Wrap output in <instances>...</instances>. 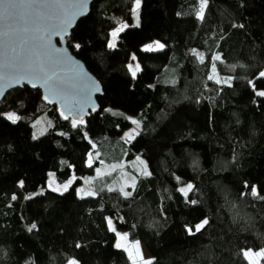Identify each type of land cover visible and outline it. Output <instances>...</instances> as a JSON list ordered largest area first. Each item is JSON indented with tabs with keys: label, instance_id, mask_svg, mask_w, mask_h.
I'll return each mask as SVG.
<instances>
[{
	"label": "trees",
	"instance_id": "trees-1",
	"mask_svg": "<svg viewBox=\"0 0 264 264\" xmlns=\"http://www.w3.org/2000/svg\"><path fill=\"white\" fill-rule=\"evenodd\" d=\"M199 4L142 0L137 28L134 0H94L68 46L103 95L99 111L76 127L38 90L6 96L0 113L20 119L0 116V264H131L115 247L108 218L144 244L151 264H250L243 250L264 248V199L250 194L255 186L264 197V97L249 83L264 90V0H208L202 21ZM123 22L130 27L109 48L110 32ZM153 41L164 48L141 50ZM132 54L141 68L135 78ZM213 63L220 84L208 79ZM164 77L175 82L164 84ZM126 114L141 131L121 144L128 158L146 160L150 176L128 197L98 185L97 194L81 198L80 179L94 177L100 165L88 166L94 144L119 139L132 126ZM39 118L51 123L43 135L33 127ZM50 173L59 183L77 180L63 194H34ZM186 183L193 184L187 197L179 191ZM204 219V229L189 235L186 227Z\"/></svg>",
	"mask_w": 264,
	"mask_h": 264
},
{
	"label": "water",
	"instance_id": "water-1",
	"mask_svg": "<svg viewBox=\"0 0 264 264\" xmlns=\"http://www.w3.org/2000/svg\"><path fill=\"white\" fill-rule=\"evenodd\" d=\"M20 2L57 5L78 3L80 0H20ZM93 2L94 0H86L87 8L84 14L75 16L67 28L66 35L63 33L53 35L50 46L47 43V32L44 30L51 24L65 21L71 10L56 7H45L38 11L31 8L21 9L17 19L11 24H6L3 19V5L0 4V104L11 91L28 87L40 91L46 105L56 106L61 114L73 120L85 118L90 113L95 114L99 111L98 98L103 95L102 86L68 46V38L71 37L78 22L88 17ZM56 49L62 55L63 63L53 58L52 53ZM14 60L22 61L25 65L40 63L44 66L47 75L61 80L65 88L62 95L69 96L81 106L80 116H77L75 110L69 111L64 107L61 96L49 95L42 80H35L36 87H33V81L29 78L21 79L16 83L11 76L12 69L9 67ZM97 87L99 90H96ZM46 95L49 96V100L45 99Z\"/></svg>",
	"mask_w": 264,
	"mask_h": 264
},
{
	"label": "snow or ice",
	"instance_id": "snow-or-ice-1",
	"mask_svg": "<svg viewBox=\"0 0 264 264\" xmlns=\"http://www.w3.org/2000/svg\"><path fill=\"white\" fill-rule=\"evenodd\" d=\"M141 3L142 0H134V7L131 9L132 14L135 18V23L133 25H131L132 27H140V8H141ZM0 4L3 5V19L5 20L6 24H11L13 21H15L18 17V13L20 12L21 9H27V8H31L34 10H39L41 8H45V7H56V8H62V9H67V10H71L70 15L67 17V19L59 24H51L49 25L44 31L47 32V43L50 46L51 45V37L53 35H60L61 33H63L64 35L67 34V28L68 26H70L72 20L75 18L76 15H83L84 12L86 11L87 8V4H86V0H80V2L78 3H72V4H57V5H42L36 2H29V3H21L20 0H0ZM208 4V0H200V4H199V10L197 12V18L199 20H203L204 19V13H205V9L207 7ZM130 27L129 24L124 23V24H120L118 27H116L111 33V40L108 43V47L109 48H115L116 47V43H117V39L120 35L121 32H123L126 28ZM240 27H243V25H240ZM63 38V37H61ZM74 47L78 50L80 48L79 44H75ZM164 48V45L161 44L159 41L154 42V44H148L143 48V51L145 52H153V51H159L162 50ZM192 54L194 56H197V58L200 60L201 63L204 62V57L202 53H198L196 50L192 51ZM53 58L57 61V62H64V59L62 57V55L60 54L59 50L56 49L53 51L52 53ZM133 60L136 59L135 56L132 57ZM214 60L216 61H220L221 57L219 55H216L214 58ZM9 67L12 69L11 72V76L13 79H15L16 83H19L21 79L24 78H29L33 81V87H36V83L35 80L39 79L43 81V86L48 90L49 95H51L52 97H56V96H61V100L64 104V107L67 108L69 111H76L77 112V116H80V108L81 106L78 105L76 102L72 101L70 99L69 96L66 95H62L65 92V88H64V84L61 80H59L58 78H53V76L47 75L44 71V66L40 63H36L34 65H25L23 64L22 61H13ZM128 69L131 72L133 78H135L136 73L140 70V65L136 64L135 68H133V66L131 64L128 65ZM212 75L208 76L209 80H215V82L217 84L221 83V80L218 78L217 74H216V64L213 63L212 64ZM259 76L261 78H264V72H261L259 74ZM224 83H228L230 86V82L229 81H224ZM250 85H252L253 90L255 92V95L258 97H264V90H258L256 89L255 84L252 81H249ZM96 90H99L98 87L96 88ZM46 100H49V96H45ZM51 102V101H49ZM62 115H64L62 113ZM0 116H3L5 119L11 121L13 124H15L20 117L17 116L15 113H7V114H3L0 113ZM64 119H68L67 115H64ZM133 124L137 125V128L139 127V122L136 120H132L131 121ZM37 123H39V121H37ZM78 123H83L82 117L79 119H74L72 121L73 127H76ZM50 126V124H49ZM33 127H35V125H33ZM44 131H46V129L41 130L39 132V135H43ZM135 131V130H134ZM135 134H139V133H135ZM126 136H128L129 139H133L134 135L133 132H129L126 133ZM38 136L36 133L33 134V139H37ZM90 158L88 161V166L91 167L92 166V160H91V154H89ZM139 159V157L137 158ZM141 163H143V161H141ZM113 169H115L117 166L113 165L112 166ZM122 167V165H121ZM97 174L99 175V169H97ZM50 176L54 175V174H49ZM144 175H150V173L147 172L146 170V166H145V171H144ZM76 179L75 176H73L71 179H69L67 181V183L62 185V189L63 192L68 191L70 185L74 182V180ZM86 184H90L92 183L91 180H86L85 181ZM20 186L23 187V181L20 182ZM51 187V184L49 185ZM135 186V181L133 180V184L132 187ZM245 187H248L247 184H245ZM193 189V185L192 184H188L186 187L180 188L179 191L185 196H188V193ZM60 189L58 187H53L52 191H59ZM108 191H115L114 188H109ZM119 191L125 196L128 197L131 195V193L129 192H125L123 188H120ZM63 192H61V194H63ZM83 192L85 196H93L95 195V193L91 190L84 192L83 188H79L77 189V193H81ZM253 197H259L260 199H264V197L259 196V193L256 189L255 186H252L251 188V193H250ZM27 198H31V197H27ZM83 198V197H81ZM13 200L16 199L15 196L12 197ZM192 204H196L197 202L195 200L190 201ZM107 223H108V227L110 231L115 232L116 229L113 225V221L112 219L108 218L107 219ZM208 224V220L204 219L202 220L200 223H197L194 225L193 227H186V231L189 233V235H195L196 233L200 232L202 229H204V227ZM34 228H36L35 224H32L31 227H29L28 231H32ZM119 240L123 241L127 239L126 235H121L120 233H116ZM77 247H79V245H77ZM116 248H121L122 244L117 242L115 245ZM125 251H128V249H124ZM243 256L248 259L250 261V264H257V262L255 260L252 259V257H259V258H264V250L258 251V252H253L252 250H243ZM130 258H131V254H130ZM69 264H78L77 261L75 260H70ZM133 264H136L135 259H133ZM145 264H151V261H147L145 262Z\"/></svg>",
	"mask_w": 264,
	"mask_h": 264
},
{
	"label": "rangeland",
	"instance_id": "rangeland-1",
	"mask_svg": "<svg viewBox=\"0 0 264 264\" xmlns=\"http://www.w3.org/2000/svg\"><path fill=\"white\" fill-rule=\"evenodd\" d=\"M124 23H126V22H123L122 24H124ZM134 23H135V19H134ZM110 40H111V36L109 37V41ZM109 41H108V43H109ZM117 41H118V39H117ZM154 42H156V41L145 44L144 46H142L141 50L143 51V48L146 45L154 44ZM160 43L163 44L162 42H160ZM116 46H117V43H116ZM133 56H135V54H132L131 59L129 61V64H131L133 66V68H135V65L139 64V63L137 62V59H135V60L132 59ZM140 70H141V68H140ZM140 70L136 73V76L140 72ZM166 73L169 74L170 73L169 70H167V72H165V74ZM165 74H163V75H165ZM158 80H160V79L158 78ZM161 81L164 84H173L172 82H175L173 78H166V77H164ZM7 113H14V112H12V111L5 112V114H7ZM126 117L128 118L129 121L136 120L139 122V120L135 116L126 114ZM37 121H39V123H37ZM37 121L34 122L36 132H40L41 130H44V129H46V131H47V127L49 126V124H51L45 118H39ZM46 131H44V134L46 133ZM140 131H141L140 122H139L138 128H137L136 124L132 123V126L130 128H128L126 131H124V133L122 134L121 137H119V139H117V140L105 139V140L101 141V143L99 145L94 144L95 154H91L92 165L95 161L100 163V165L96 168V172H95L94 177L93 176L92 177H84V178L80 179L81 183L76 186V191L79 188H83L84 192L91 190L95 194H97L96 193L97 192V186L101 185L100 187L104 188V189H109L111 187V188H114L115 190L119 191L120 188H123L125 192L131 193L141 179L150 176V175H144L145 166H146L147 172L150 173V169L148 167L146 160L142 156H139V155L135 156L132 159L128 158V154L126 153L125 149L123 148V145L121 144V141L124 143H127V144L131 143L138 136L135 133H140ZM129 132H133V135H134L133 139H129L128 136H126V133H129ZM138 157H139V159H137ZM141 161H143V163H141ZM113 165H116L117 167L115 169H113V167H112ZM121 165H122V167H121ZM97 169H99V172H100L99 175L97 174ZM51 174H54V173H51ZM76 180L77 179H75L74 182L70 185L69 189L74 185ZM86 180H91L92 183L86 184L85 183ZM133 180L135 181L134 187H132ZM65 183H67V181L64 183H59L56 180V177L54 174L52 176H49V180L46 184V187L40 188L38 190V192L34 193V194H40L42 192H45V190H47V189L52 190L53 187H58L60 190L55 191V192L61 193V192H63L62 185ZM50 184H51V187L49 186ZM188 184H192V183H186L184 185H181L180 188L186 187ZM78 195L80 197H87L84 195L83 192L79 193ZM116 233H120L121 235H126L127 239L120 241ZM115 234L117 236V242L122 244V247L120 249H122V250H124L125 248L128 249V251H126V253L128 254L129 258H130V254H131V258H130L131 264H133V259H135L136 264H145V262H147V261H152V258L149 255V253L147 252L143 243L130 241L128 233L124 232V231H120L118 229H116ZM261 250H264V248L259 249V250H252V251L255 253V252H258ZM252 259L255 260L257 262V264H260L262 259H264V258L252 257ZM72 260L77 261L76 259H72ZM78 264H79V262H78Z\"/></svg>",
	"mask_w": 264,
	"mask_h": 264
}]
</instances>
